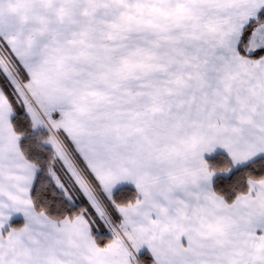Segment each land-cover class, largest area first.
<instances>
[{
    "label": "snow or ice",
    "instance_id": "obj_1",
    "mask_svg": "<svg viewBox=\"0 0 264 264\" xmlns=\"http://www.w3.org/2000/svg\"><path fill=\"white\" fill-rule=\"evenodd\" d=\"M0 264H264V0H0Z\"/></svg>",
    "mask_w": 264,
    "mask_h": 264
}]
</instances>
